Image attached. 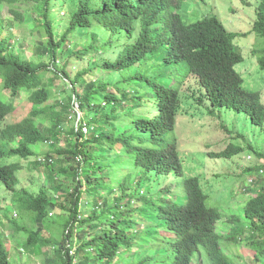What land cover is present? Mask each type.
<instances>
[{"label":"trees","instance_id":"trees-1","mask_svg":"<svg viewBox=\"0 0 264 264\" xmlns=\"http://www.w3.org/2000/svg\"><path fill=\"white\" fill-rule=\"evenodd\" d=\"M187 1L0 0L21 21L19 6H30L45 31L38 61L16 47L13 21L7 31L0 22V188L36 226L17 225L28 233L25 250L43 264H194L203 251L212 264H236L223 242L247 235L254 262L264 264V164L246 170L257 190L243 215L227 216L199 176L186 174L176 132L186 100L210 117L228 109L264 127L262 92L245 87L236 42L250 34L264 38V0L247 32L228 30L217 15L186 22ZM60 4L68 21L58 35L53 10ZM255 45L264 70V44ZM73 59L88 61L74 76ZM56 77L67 97L47 106ZM76 101L84 113L78 123ZM24 102L27 114L15 120ZM63 137V146L34 161L53 192L19 189L22 165L10 159L38 157V145ZM248 148L264 157L251 142ZM246 150L230 143L208 155L230 159ZM13 208L0 210V264H16L1 219L19 224ZM224 217L235 224L225 236L217 230ZM48 224L59 227V238L44 235Z\"/></svg>","mask_w":264,"mask_h":264},{"label":"rangeland","instance_id":"rangeland-1","mask_svg":"<svg viewBox=\"0 0 264 264\" xmlns=\"http://www.w3.org/2000/svg\"><path fill=\"white\" fill-rule=\"evenodd\" d=\"M258 2L259 0H188L184 6L186 11H183V17L186 22L190 23L205 16L217 15L228 30L247 32L251 29L256 19ZM25 7L19 6L20 11L25 14L24 21H21L15 19V15L10 12L7 5L0 6V19H2L0 22L4 25L5 31H7L9 29L8 22L13 21L14 27L9 31L12 33L16 47L18 49L22 48L23 53L28 58L39 61L40 57L36 55L35 49L40 44V41H45V31L34 22L35 16L30 6ZM66 12V4L57 5L53 10L54 30L58 35L67 27V24H65L68 21ZM236 42L237 50L244 55V61L237 66L238 71L242 72L245 77L244 85L249 90L262 92L264 100V70L258 64V59L263 54L261 51L253 52L256 47L255 43L260 46L263 45L264 38L250 34L237 38ZM114 56V53L111 54V57ZM42 59L50 61V57L47 56ZM87 63L86 59L81 61L71 60L72 76L79 70L86 68ZM102 74L105 79V73ZM63 88L64 82L61 78L56 77L55 84L52 87L54 94L47 106H51L56 100H64V97H67L66 92H63ZM185 102L186 105L183 104L177 118L176 132L181 145L180 154L186 174L199 176L204 190L210 195L211 201L219 205L227 216L243 215L246 202L257 190L255 186L249 185L253 173L246 170L254 168L255 165L264 164V157H259L257 154L249 152L248 143L251 142L257 151L264 155V127L253 125L244 113L236 114L231 110L223 109L219 111L218 118H214L206 115L205 111L194 105L195 102L193 100H186ZM29 107V104L24 102L17 109L15 120L25 116ZM8 120L12 122L13 118L10 117ZM72 120H75V118L73 117ZM64 139L63 137L57 143L38 145V157H31L28 160L17 157L10 159V161L20 160L22 165L19 170V189H27L34 194H38L41 188H46L53 192L48 184V179L44 175L43 166L36 168L34 161L39 157H43L41 155H45L50 151L54 152L53 149L63 146L65 144ZM230 143H241L247 150L243 154L236 155L230 159L213 158L208 155L210 152L226 148ZM169 181L166 183H169ZM247 186L251 188L245 190L243 187ZM13 204L15 203L12 195L2 186L0 188V210L7 207L12 210L13 206L14 210L11 217H13V212L17 211L18 216L14 218L20 221L19 224H16L12 223L9 217L1 218L3 223L6 224L5 241L10 249L12 259L16 264H43V257L30 255L25 250L24 240L27 239L28 233L26 230L18 228L17 225L19 227L24 225L26 228L33 226L36 228V226H32L30 221H26ZM53 214L56 213L53 212ZM162 222L163 220H159V223ZM152 223L153 220H150L149 227H152ZM234 225V222L224 217L218 222L217 230L221 235L225 236L231 233V228ZM59 230L58 226L49 225V228L44 230V235L52 236L54 233V237L59 238ZM247 236H245L247 237L246 240L244 238L241 242L224 240L225 253L230 258H233L236 264H261L254 262L255 253L247 243L250 239L249 235ZM194 264H212V262L203 251L200 259H197Z\"/></svg>","mask_w":264,"mask_h":264},{"label":"clouds","instance_id":"clouds-1","mask_svg":"<svg viewBox=\"0 0 264 264\" xmlns=\"http://www.w3.org/2000/svg\"><path fill=\"white\" fill-rule=\"evenodd\" d=\"M75 98H76V97L74 96V99H75ZM76 104L79 105V103H78L77 101L75 102V108H76ZM76 111H77V113L75 114V118H77L76 120H77V123H78V122H81L82 119H84V113L80 110V106H79V109H78V110L76 109ZM85 129H86V130H85ZM83 131H84L85 133L89 132V130H88V126L85 125V123H84Z\"/></svg>","mask_w":264,"mask_h":264},{"label":"built area","instance_id":"built-area-1","mask_svg":"<svg viewBox=\"0 0 264 264\" xmlns=\"http://www.w3.org/2000/svg\"><path fill=\"white\" fill-rule=\"evenodd\" d=\"M76 109L78 110L79 109V105L78 104H76ZM86 130V129H85Z\"/></svg>","mask_w":264,"mask_h":264}]
</instances>
